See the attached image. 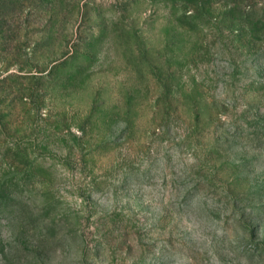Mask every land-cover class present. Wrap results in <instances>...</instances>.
<instances>
[{
    "label": "rangeland",
    "instance_id": "rangeland-1",
    "mask_svg": "<svg viewBox=\"0 0 264 264\" xmlns=\"http://www.w3.org/2000/svg\"><path fill=\"white\" fill-rule=\"evenodd\" d=\"M0 264H264V0H0Z\"/></svg>",
    "mask_w": 264,
    "mask_h": 264
}]
</instances>
